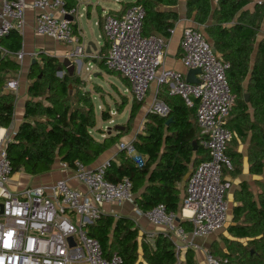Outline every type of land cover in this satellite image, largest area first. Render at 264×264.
<instances>
[{
    "label": "trees",
    "instance_id": "16d2710c",
    "mask_svg": "<svg viewBox=\"0 0 264 264\" xmlns=\"http://www.w3.org/2000/svg\"><path fill=\"white\" fill-rule=\"evenodd\" d=\"M252 1L186 0L187 18L203 29L220 59L230 65L227 79L235 96V106L227 124L232 134L227 148L232 169L225 170V174L232 176L241 173L243 163V156L237 152L238 142H244L249 135L250 173L264 175V37L258 39L264 29V0L251 11L247 6ZM133 5H141L145 10L143 36L157 34L170 40L179 14L160 8H174L178 0H134L125 10ZM1 45L13 56L22 50L23 38L14 30ZM108 49L106 39L99 55L106 54ZM12 56L0 54V128L4 129H8L14 120L16 103V95L6 90V83L11 79L9 74L20 68ZM89 58L92 57L85 59L89 62ZM94 60L106 67L104 59ZM28 78L32 83L24 121L7 146L13 173L39 177L53 171L58 160L72 170L77 162L90 167L119 140L120 135L102 142L93 136L97 115L91 92L79 75L66 71L60 59L41 54L40 61L30 65ZM122 78L131 89L130 83ZM160 88L162 92L158 98L168 107L169 113L162 117L149 112L143 131L133 142L145 164L138 166L122 151L119 163L111 161L108 164L105 178L111 183L128 178L133 184L134 202L141 210L162 204L168 212L177 214L180 211V185L190 173L189 180L202 161L209 159V154L201 144L204 137L197 125V106L189 107L180 96L169 95L165 86ZM142 105L136 100L132 104L127 131ZM101 116L106 122L111 120L108 111H103ZM262 185L258 200L242 187L237 197L241 205L234 209L236 225L228 230L234 239L226 241L227 253L220 256L212 252V256L226 259L227 264H264ZM180 224L191 225L190 222ZM89 233L101 243L107 256L117 253L123 264H178L180 261L176 244L170 237L158 233L149 243L127 218L115 220L104 215L89 228ZM250 249H254V253ZM181 264H197L192 249L187 250Z\"/></svg>",
    "mask_w": 264,
    "mask_h": 264
},
{
    "label": "built area",
    "instance_id": "2783aa9c",
    "mask_svg": "<svg viewBox=\"0 0 264 264\" xmlns=\"http://www.w3.org/2000/svg\"><path fill=\"white\" fill-rule=\"evenodd\" d=\"M257 3L261 5L263 0ZM29 8L36 12V34L57 43L79 44L74 30L78 10L68 8L64 0H33L30 4L27 0H0V54L12 56L1 42L14 30L24 31L25 12ZM144 18L141 5L127 8L120 16L108 15L103 24L109 42L107 53L93 56L94 52L87 54L85 46L77 45L67 56L104 59L109 71L119 73L130 83L138 102L145 100L151 85L156 83L158 87L165 86L169 95L180 96L187 106H197V125L204 137L201 144L209 159L192 172L179 213L168 212L162 204L147 211L137 205L135 209L138 218L165 229L163 233L174 241L179 254V250L192 244L178 218L191 223L189 234L193 238L216 234L226 224V197L231 184L225 178V170L232 169L227 155L232 134L227 124L235 96L227 79L230 65L213 52V45L201 30L186 27L182 33L180 47L186 72L201 71L196 75L199 84H190L186 81V72L163 67L169 41L157 34L143 36ZM12 57L22 65L26 54L20 51ZM18 88L17 80L6 83L7 91L17 92ZM148 112L165 117L169 109L156 100ZM10 141L0 136V264H123L117 253L105 254L101 243L90 236L89 228L106 214L105 206L134 203L132 182L128 178L118 183L106 180L108 164L90 169L77 162L71 170L84 190L73 188L67 180H59L48 187L25 186L12 191L9 181L13 169L7 152ZM120 148L138 166L145 164L133 143H121ZM63 168L70 170L67 164ZM155 236L151 233L150 240ZM206 258L209 264H227L226 259L209 253Z\"/></svg>",
    "mask_w": 264,
    "mask_h": 264
},
{
    "label": "crops",
    "instance_id": "0c3cea01",
    "mask_svg": "<svg viewBox=\"0 0 264 264\" xmlns=\"http://www.w3.org/2000/svg\"><path fill=\"white\" fill-rule=\"evenodd\" d=\"M33 0H27V3L30 4ZM134 0H132L133 2ZM258 0L252 1L247 8L251 11L254 10V6L257 4ZM65 4L73 9H77L79 16L74 17V30H75V37L78 38L79 44H62L57 43L53 39H50L49 37L40 36L36 34L35 32V15L36 12L29 8L25 12V29L23 32H18L22 38H23V45L22 50L25 54V61L22 65H20V70L12 71L9 76L11 77L10 80H17L19 82V88L17 92L8 91L10 93H13L16 95V103H15V111H14V120L10 127L8 129L0 128L4 132V136L8 139H13L18 132L20 125L24 121V115H25V105L26 101L29 99V86L32 83V80H29L28 78V72L29 67L33 63L32 61L36 59V61H40L41 54H46L49 56L56 57L62 61L64 58L68 57L67 55L75 49L77 45L85 46L89 42H93L96 46V50L93 51L94 55H99V46L98 43L95 41V33L92 28V26H96L100 31H103V24L105 21V17L108 15L112 16H120L125 11V8L128 6L130 2H123L121 0H96L95 3L92 2V0H64ZM83 7V8H81ZM160 10H172L179 14V21L176 23L175 29L172 32V36L170 38L168 43V49L167 53L164 59V68L168 69H174L181 72H186V68L182 61V52H181V38L183 29L186 27H195L201 32H203V29L200 28L193 19L187 18V9H186V0H178V5L174 8H166L161 7ZM85 12V13H84ZM57 15V13H56ZM87 17L85 20L87 21V27L90 29V33L92 37L88 35V33L85 30V27L83 25V17ZM264 28V25H263ZM204 33V32H203ZM205 34V33H204ZM264 37V29L262 30V33L258 36L259 41L263 39ZM171 45V46H170ZM170 46V47H169ZM103 50V47L101 51ZM93 58V57H92ZM74 61V60H73ZM80 61V60H78ZM90 62V61H89ZM82 63V61H81ZM83 66V63H82ZM82 66L79 67L78 64H76L77 68V75L80 74V71L82 69ZM156 83H153L151 85L150 90H152L153 85ZM149 90V92H150ZM162 92V88L158 87L156 84V87L153 88L152 93H150L148 98V106L146 109L141 113L138 114L134 123L132 124V127L130 131H127L126 128L128 126V121L131 113L132 106H130V113L127 121L123 124H119L112 127H100L98 126V115L102 119V109H100V113L97 112V125L92 130L93 136L96 138L97 141L102 142L106 138H113L117 135H120L119 140L109 149L107 150L92 166L88 167L90 169H97L98 167H101L103 165L109 164L111 161H117L119 163V155L122 153V150L120 148V144H130L133 143L138 134H140L144 129V123L147 117V114L149 113V108L154 103V101L158 100L163 102L161 99L158 98V95ZM149 94V93H148ZM164 103V102H163ZM96 104V103H95ZM250 113L253 114L252 109H250ZM116 114V113H115ZM117 115V114H116ZM111 120L104 121L102 119V123L110 126L115 123L114 117H116L114 114H111ZM249 141H250V135L244 142H238L237 152L240 153L243 156V163L241 168V173L232 176L229 173L225 174V178L227 181L231 184V189L228 191L226 202L228 206L227 211V221H226V229L223 231V233H216L212 234L206 238H193L189 234L191 232V225H181L184 230L188 233L189 238L188 242L192 244V247L187 249L179 250V257L181 262L184 261L185 254L188 249H192L195 254V261L197 264H209L207 262L206 254H212V252H216L217 255L221 256V253H227V243L226 241L234 239L232 234L229 233V228L235 224L234 220V209L241 205V202L238 200L237 197L240 196V191L242 187H245L255 198V200H258L259 195L262 193L263 185L264 184V175H255L250 173V165L248 161V147H249ZM63 164L61 161H57L55 164V167L53 171L50 173H47L45 175L39 176V177H31L24 174V177L27 179V181H23L22 183H18L14 178H11L9 181V187L12 191H19L25 186H52L59 180H67L70 186L76 189L84 190L83 185L80 184V182L75 178V175L73 171L70 170H64ZM190 174V173H189ZM185 178V180L180 185V208L183 203L185 192H186V185L188 176ZM136 209V203L132 202H124L122 204H114V205H108L105 206V212L107 216H112L115 218V220H119L121 218H127L133 221L135 224V227L140 230V236H145L146 241L148 238V242H152L150 240L149 236L151 233H155L157 235L158 233H163L165 230L164 228L155 227L152 224H150L145 218L141 217L138 218L135 214ZM182 223L189 222L186 220H182ZM180 222V223H181ZM177 247V246H176ZM178 251V250H177ZM215 253V254H216ZM213 255V254H212Z\"/></svg>",
    "mask_w": 264,
    "mask_h": 264
},
{
    "label": "rangeland",
    "instance_id": "374dc122",
    "mask_svg": "<svg viewBox=\"0 0 264 264\" xmlns=\"http://www.w3.org/2000/svg\"><path fill=\"white\" fill-rule=\"evenodd\" d=\"M123 2H132V0H121ZM93 3L96 2V0H92ZM83 8V7H81ZM85 13V12H84ZM87 17H83V25L85 27L86 32L90 37H92L90 33V29L87 27V21L85 20ZM94 33H95V41L98 43L99 51L101 52V49L106 41V36L103 31H100L96 26H92ZM171 46V45H170ZM169 46V47H170ZM73 60H80L83 63L82 69L80 71L79 76L85 81L87 84V89L91 92V95L93 97L94 102L96 103V114L100 113L99 107H101L102 111H108L111 114H114L116 117H114L115 123L108 126L104 123H102L101 117L98 115V126L106 128V127H112L119 124H123L127 121L130 113V106L135 102V98L131 92V89H128L125 85L126 82L123 81V78L118 74L110 75L107 68L104 66H101L99 63H96L94 58H89L90 62H88L85 58L80 59H73ZM77 68L75 69V73L77 74ZM20 70V69H19ZM18 70V71H19ZM156 87V84L153 85V88ZM152 88V90H153ZM152 90L147 93V96L144 101H142L143 105L141 109L139 110L138 114H141L146 107L148 106V98L150 93H152ZM121 109L122 112L119 110ZM117 115H116V114ZM113 117V116H111ZM14 178L18 183H22L23 181H27V179L24 177V174L21 172H14L10 179ZM231 189V188H230ZM228 214V213H227ZM226 225V224H225ZM227 226H224L222 229L225 231ZM223 231H220L219 233H223ZM218 233V234H219ZM243 245L247 247L246 240H243ZM228 247V246H227ZM254 253V249H250ZM217 256V255H215Z\"/></svg>",
    "mask_w": 264,
    "mask_h": 264
},
{
    "label": "water",
    "instance_id": "95a60500",
    "mask_svg": "<svg viewBox=\"0 0 264 264\" xmlns=\"http://www.w3.org/2000/svg\"><path fill=\"white\" fill-rule=\"evenodd\" d=\"M66 18L69 19V20H72L71 17H66ZM95 50H96V46L94 45L93 42H89V43L86 45V53H87V54H92L93 51H95ZM213 52H214V53H217V51H216L215 48H213ZM32 62H33L32 64H34V63L36 62V59H34ZM62 63H63L64 68L66 69V71L69 72L70 74H73V73L75 72L76 64H78L79 67L82 66L81 61H78V60H76V61L74 60V61H73V59H71V58H69V57L64 58V59L62 60ZM200 72H201V71H200L199 69H190V70H188V71L186 72V81H187L188 83H190V84H199V80L197 79L196 75H197V74H200ZM61 73H62V72H60L59 74L61 75ZM40 77H41V75H40ZM247 98H248V96H246V99H247ZM169 122H170V121H168V123H169ZM188 177H189V176H188ZM177 221L180 223V222H181L180 218H178Z\"/></svg>",
    "mask_w": 264,
    "mask_h": 264
},
{
    "label": "bare ground",
    "instance_id": "6f19581e",
    "mask_svg": "<svg viewBox=\"0 0 264 264\" xmlns=\"http://www.w3.org/2000/svg\"><path fill=\"white\" fill-rule=\"evenodd\" d=\"M0 136H4V132H3V130H1V132H0ZM186 214H189V212H186Z\"/></svg>",
    "mask_w": 264,
    "mask_h": 264
}]
</instances>
